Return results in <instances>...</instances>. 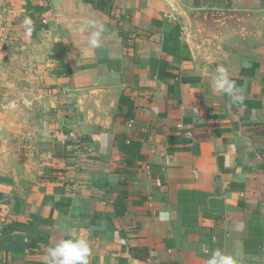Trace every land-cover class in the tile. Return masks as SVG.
Wrapping results in <instances>:
<instances>
[{
	"label": "crops",
	"instance_id": "0c3cea01",
	"mask_svg": "<svg viewBox=\"0 0 264 264\" xmlns=\"http://www.w3.org/2000/svg\"><path fill=\"white\" fill-rule=\"evenodd\" d=\"M69 230L89 264H264V0H0V264Z\"/></svg>",
	"mask_w": 264,
	"mask_h": 264
},
{
	"label": "clouds",
	"instance_id": "9594fccd",
	"mask_svg": "<svg viewBox=\"0 0 264 264\" xmlns=\"http://www.w3.org/2000/svg\"><path fill=\"white\" fill-rule=\"evenodd\" d=\"M32 20L25 17L23 25L28 34L32 31ZM91 29L87 39V44L90 48L96 49L100 47L101 37L104 32L102 23L96 21H88L80 26V31ZM215 90L229 97L230 103L233 105H242L243 97L239 92L235 82L230 79L227 70L223 65L217 66L215 75L212 78ZM193 116L199 115L197 109L193 108ZM170 218L168 211H162L158 219L167 221ZM208 255L206 264H237L236 260L224 254L220 249H213L210 252L204 249ZM91 250L89 242L86 239L78 237L75 233L69 230V238L60 240L55 246L47 248L43 256V264H89ZM115 264V261H113Z\"/></svg>",
	"mask_w": 264,
	"mask_h": 264
},
{
	"label": "built area",
	"instance_id": "2783aa9c",
	"mask_svg": "<svg viewBox=\"0 0 264 264\" xmlns=\"http://www.w3.org/2000/svg\"><path fill=\"white\" fill-rule=\"evenodd\" d=\"M179 127V129L181 128L180 126H178ZM186 136H191V133L189 132V131H186L185 133H184Z\"/></svg>",
	"mask_w": 264,
	"mask_h": 264
},
{
	"label": "trees",
	"instance_id": "16d2710c",
	"mask_svg": "<svg viewBox=\"0 0 264 264\" xmlns=\"http://www.w3.org/2000/svg\"><path fill=\"white\" fill-rule=\"evenodd\" d=\"M99 4V3H98ZM99 5H101V4H99ZM62 53H60V55H61ZM170 89H171V87H170ZM134 150H132L134 153H135V148H133ZM123 151H124V153H126V151L123 149ZM136 154V153H135ZM129 162V161H128Z\"/></svg>",
	"mask_w": 264,
	"mask_h": 264
}]
</instances>
